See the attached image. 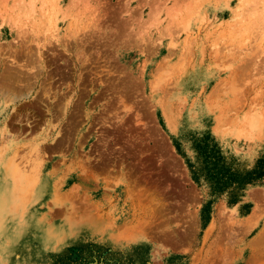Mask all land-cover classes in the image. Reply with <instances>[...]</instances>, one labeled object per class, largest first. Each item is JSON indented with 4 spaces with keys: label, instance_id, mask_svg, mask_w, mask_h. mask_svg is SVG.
<instances>
[{
    "label": "rangeland",
    "instance_id": "1",
    "mask_svg": "<svg viewBox=\"0 0 264 264\" xmlns=\"http://www.w3.org/2000/svg\"><path fill=\"white\" fill-rule=\"evenodd\" d=\"M10 73L0 264H264V0H0Z\"/></svg>",
    "mask_w": 264,
    "mask_h": 264
},
{
    "label": "trees",
    "instance_id": "2",
    "mask_svg": "<svg viewBox=\"0 0 264 264\" xmlns=\"http://www.w3.org/2000/svg\"><path fill=\"white\" fill-rule=\"evenodd\" d=\"M208 168L210 170H212L213 172L214 171L218 172V170H214V168H210V167H208ZM210 177H211L210 179L212 180V183L214 185V190H221L223 185H224L223 180H222L223 178L218 176V175L214 176V174H211ZM209 214H210L209 205H205V207L203 208V218H204L205 221L208 220ZM66 264H83V263H78L75 260H71V261L67 262Z\"/></svg>",
    "mask_w": 264,
    "mask_h": 264
},
{
    "label": "bare ground",
    "instance_id": "3",
    "mask_svg": "<svg viewBox=\"0 0 264 264\" xmlns=\"http://www.w3.org/2000/svg\"><path fill=\"white\" fill-rule=\"evenodd\" d=\"M7 75L9 76L8 78H7ZM7 75L5 74L6 77H5V76H0V78H1V77H5V78H3V80H2L1 83H0V86H1V87H0V90H1V91L4 89L3 86H2L4 80L6 81V79H7L8 82H9V84H7L8 82L6 81L7 83L4 84L5 86H10V85H12V83H14V78H13L14 76H12L11 73H10V75H9V74H7ZM13 75H14V74H13ZM18 77H19V78H18ZM18 77H16V75H15V81H16V80L21 81V80L23 79V78H21L20 76H18ZM0 80H1V79H0ZM6 88H7V87H6ZM22 170H23V169H22ZM23 171H25V170H23ZM15 173L18 175V176H15V178H16V182H17V181L20 182L21 179H23V176H24V175H22V173H20L19 170H17V169H16ZM5 181H6V179L4 180V184H3V186L8 185V183L5 182ZM0 196H1V197H0L1 199H6V197H7L5 194H4V195L2 194V190L0 191Z\"/></svg>",
    "mask_w": 264,
    "mask_h": 264
}]
</instances>
